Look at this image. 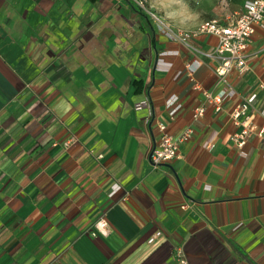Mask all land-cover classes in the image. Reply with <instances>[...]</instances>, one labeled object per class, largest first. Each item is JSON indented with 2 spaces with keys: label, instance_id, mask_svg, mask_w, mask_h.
<instances>
[{
  "label": "crops",
  "instance_id": "1",
  "mask_svg": "<svg viewBox=\"0 0 264 264\" xmlns=\"http://www.w3.org/2000/svg\"><path fill=\"white\" fill-rule=\"evenodd\" d=\"M153 12L176 31L204 20ZM188 42L201 51L131 0H0V264H179L180 245L190 264H264V22L247 69L229 74L237 93L196 120L204 98L186 64L215 89L217 37ZM254 92V131L237 147L231 111ZM160 122L194 132L153 168ZM102 213L109 233L94 236Z\"/></svg>",
  "mask_w": 264,
  "mask_h": 264
},
{
  "label": "built area",
  "instance_id": "2",
  "mask_svg": "<svg viewBox=\"0 0 264 264\" xmlns=\"http://www.w3.org/2000/svg\"><path fill=\"white\" fill-rule=\"evenodd\" d=\"M131 1L156 18L158 26L163 33L170 37H176L199 51H201L200 48L188 42L190 37H196L205 33L213 34L217 37V43L213 51L211 53H206L218 58L219 61L216 68L218 82L215 89L204 88L196 81L194 72L199 64L198 61L189 62L186 64V67L187 74L193 81L194 88L202 90L204 98L203 102L193 109V119L196 120L201 117L208 107H212L216 111L221 110L225 99L237 93L235 87L230 82V72L234 69L243 72L248 67L246 64V48L249 38L255 32L256 26L264 22V0H245L243 8L234 16H227L226 18H207L193 29L179 31L164 24L148 7L145 3L146 0ZM260 86L264 88V83H261ZM256 98V92L249 96H241L240 101L231 111V117L238 126V129L232 132L230 139L237 147H242L254 131L253 113L255 110ZM147 103V100L143 99L137 102L135 107L140 109L147 105ZM181 105L177 95L172 94L166 100V107H168V113L170 115H174ZM261 113L264 114V108ZM158 126L161 132L160 137L154 145L149 157L153 168H159L162 164L178 158L180 156L179 148L181 142L190 138L194 132L191 125L186 127L179 135L170 133L164 122H160ZM263 130L264 125L260 132ZM76 140L77 138L72 135L66 139L63 144L65 147H68ZM117 188L118 186L114 188L113 192ZM108 233L109 222L106 213H102L93 223L92 234L97 236L101 234L107 235ZM160 234V230L156 231L149 237L148 242H153ZM174 257L179 264H190L185 248L181 245L174 249Z\"/></svg>",
  "mask_w": 264,
  "mask_h": 264
},
{
  "label": "rangeland",
  "instance_id": "3",
  "mask_svg": "<svg viewBox=\"0 0 264 264\" xmlns=\"http://www.w3.org/2000/svg\"><path fill=\"white\" fill-rule=\"evenodd\" d=\"M145 3L166 20L191 24L211 17L209 14L217 18L234 16L243 0H146Z\"/></svg>",
  "mask_w": 264,
  "mask_h": 264
}]
</instances>
